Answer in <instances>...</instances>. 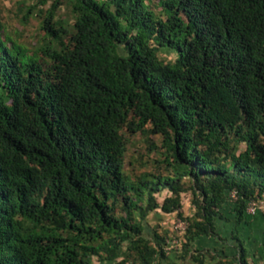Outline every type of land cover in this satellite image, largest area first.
I'll use <instances>...</instances> for the list:
<instances>
[{"label":"trees","instance_id":"16d2710c","mask_svg":"<svg viewBox=\"0 0 264 264\" xmlns=\"http://www.w3.org/2000/svg\"><path fill=\"white\" fill-rule=\"evenodd\" d=\"M48 3L42 29L59 46L47 60L8 45L0 22V264H154L170 236L149 229L157 210L186 223L181 259L203 264L192 243L217 235L222 207L232 201L240 224L264 198V0H160L159 13L151 0H39L30 11ZM124 128L161 138V170L128 176Z\"/></svg>","mask_w":264,"mask_h":264},{"label":"rangeland","instance_id":"374dc122","mask_svg":"<svg viewBox=\"0 0 264 264\" xmlns=\"http://www.w3.org/2000/svg\"><path fill=\"white\" fill-rule=\"evenodd\" d=\"M160 0H151V7L159 13L161 11ZM39 0H0V22L2 24V36L10 46H20L28 54H38L41 59L47 60L42 50L52 43L53 46L58 47L59 44L49 38L45 31L42 29V20L46 10L50 7V3L46 5H40L31 12L30 9L35 5H38ZM30 12V13H29ZM57 18L63 20L65 27L68 31L73 30L74 16L71 9L67 5H63L57 11ZM159 57L165 61L173 62L176 59V54L170 50L164 49L159 52ZM149 128V127H147ZM127 141V152L125 156V171L128 176L134 180L145 172H158L161 170L162 156L160 152L154 150V146L161 147V138L157 135H153L146 129L144 132H138L130 134L127 128L122 130ZM244 145H239V150L243 149ZM162 152V150H161ZM186 186H190V182L186 181ZM171 193L165 190L157 194V199L160 203L163 202L165 197L170 196ZM192 193L187 191L182 194V213L185 217L193 215L192 208L194 204L192 202ZM162 212L157 210L151 213L147 221L150 222L149 229L152 226L157 227L158 232L162 233L165 228L160 225L164 222H171L175 219L176 224L179 219L177 214L164 215L165 220H161L160 216ZM151 230H147L150 233ZM125 249L120 251V256L124 254ZM120 257L114 262L102 261L98 258H94L95 264H119ZM188 259H182L184 264Z\"/></svg>","mask_w":264,"mask_h":264},{"label":"crops","instance_id":"0c3cea01","mask_svg":"<svg viewBox=\"0 0 264 264\" xmlns=\"http://www.w3.org/2000/svg\"><path fill=\"white\" fill-rule=\"evenodd\" d=\"M195 212V208H192ZM161 212V211H159ZM221 216L216 218V236H200L192 243V254L199 250L202 254L209 255L203 264H216L222 262H231L240 264V251L238 249L241 243L246 250V260L250 264H264V213L258 211L254 214L247 213L244 222L237 224L235 204L228 201L220 210ZM164 214L160 216L165 220ZM148 225H150V222ZM160 223L165 229L170 231V236L165 243L166 258L157 259L154 264H183L181 242L182 235L176 231L175 219L171 222ZM159 224L152 226L157 230ZM212 257V258H211ZM184 264H198L192 260H186Z\"/></svg>","mask_w":264,"mask_h":264},{"label":"built area","instance_id":"2783aa9c","mask_svg":"<svg viewBox=\"0 0 264 264\" xmlns=\"http://www.w3.org/2000/svg\"><path fill=\"white\" fill-rule=\"evenodd\" d=\"M232 198H236L235 193L232 194ZM258 211L264 213V198L257 201H252L249 204L247 212L254 214ZM175 229L178 233L183 234L186 229V223L182 220H179L175 226Z\"/></svg>","mask_w":264,"mask_h":264}]
</instances>
